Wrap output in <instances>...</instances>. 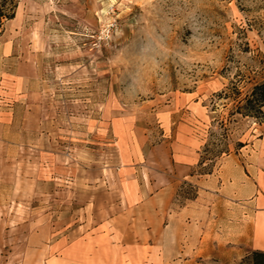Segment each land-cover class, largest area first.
Returning <instances> with one entry per match:
<instances>
[{
    "label": "rangeland",
    "instance_id": "rangeland-1",
    "mask_svg": "<svg viewBox=\"0 0 264 264\" xmlns=\"http://www.w3.org/2000/svg\"><path fill=\"white\" fill-rule=\"evenodd\" d=\"M263 66L264 0H18L0 30V264H249L250 188L149 181L159 145L197 152L199 177L228 159L264 173V122L220 96Z\"/></svg>",
    "mask_w": 264,
    "mask_h": 264
},
{
    "label": "crops",
    "instance_id": "crops-1",
    "mask_svg": "<svg viewBox=\"0 0 264 264\" xmlns=\"http://www.w3.org/2000/svg\"><path fill=\"white\" fill-rule=\"evenodd\" d=\"M155 152H160L161 158L156 161L157 165L155 166L157 168L154 170L153 175H151V180L149 181V186L151 187L150 191L152 193H157L163 189L165 190L171 185L174 178H180L190 182H196L199 184L201 192L205 191V193L211 194L219 191L220 193L227 195V197L232 200L237 197L240 189L244 187L250 188V193H247L243 199L249 202V207L259 206L260 208H264L263 170L260 171L261 173L257 172V175H254L251 172L250 175L245 176L243 174V167L241 169L239 168L234 170L235 160L228 159L224 162L222 172L219 176L212 175L205 178L203 176L199 177V175H196L193 172V167L199 161V155L197 152L193 153L191 157H186L185 155L182 156L177 153L174 157H171V150L169 151L166 145H159L156 147ZM233 171H237L238 174H236V176H232ZM200 206L203 205L195 203L191 205V207H187L184 212L197 216L198 211L203 210V208H199ZM248 225L253 229L259 228L264 244V220L259 222L258 228L255 222H250L247 226ZM257 248L264 250L261 246Z\"/></svg>",
    "mask_w": 264,
    "mask_h": 264
},
{
    "label": "trees",
    "instance_id": "trees-1",
    "mask_svg": "<svg viewBox=\"0 0 264 264\" xmlns=\"http://www.w3.org/2000/svg\"><path fill=\"white\" fill-rule=\"evenodd\" d=\"M18 0H0V30L4 23L15 16ZM260 79L252 81L243 95L239 85L232 81L230 86L220 96L232 99V114L252 118L257 122H264V66ZM242 145V143H238ZM249 264H264V250H253L247 257Z\"/></svg>",
    "mask_w": 264,
    "mask_h": 264
}]
</instances>
